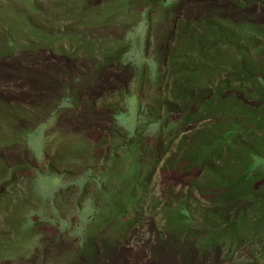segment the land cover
Masks as SVG:
<instances>
[{
  "label": "rangeland",
  "instance_id": "rangeland-1",
  "mask_svg": "<svg viewBox=\"0 0 264 264\" xmlns=\"http://www.w3.org/2000/svg\"><path fill=\"white\" fill-rule=\"evenodd\" d=\"M209 19L224 32L202 45L210 59ZM263 32L264 0H0V264H264V205L232 231L212 201L216 175L264 171L263 97L228 92L246 111L174 121L190 70L207 62L194 85L212 89L238 48L264 63ZM234 127L236 151L185 169Z\"/></svg>",
  "mask_w": 264,
  "mask_h": 264
},
{
  "label": "trees",
  "instance_id": "trees-1",
  "mask_svg": "<svg viewBox=\"0 0 264 264\" xmlns=\"http://www.w3.org/2000/svg\"><path fill=\"white\" fill-rule=\"evenodd\" d=\"M230 1L240 8H245L250 5V0ZM211 21L214 22L209 19L206 25L208 26L205 29L207 35L206 40L199 38V42H197L198 46L201 48H198L199 54L203 55L206 53L208 59L212 56L211 52H213L214 45L206 47L204 50L202 45H204V43H209L211 40L217 41L218 39L223 38L222 35L224 34L220 28L221 25L219 23L211 24ZM232 25L234 26L235 24ZM228 27L229 25L225 27V32H227ZM241 37L244 40L247 35L242 33ZM249 38L251 39L247 42L250 43L254 41L257 43L255 37ZM262 38L263 41L260 42L259 47L254 45L256 52H259L264 48V32ZM205 46L206 44L204 47ZM238 49L239 51L235 57L236 61L233 64L236 67L235 76H227L226 80L212 89L198 88V86L195 87L196 85H194L196 80L205 78L204 75L206 73H209L210 75V68L207 62L203 61L195 70H190V90L183 91L177 96V100H179L184 106L188 105L190 110L186 109L180 118L174 120L175 122L180 121L182 124L186 125L191 122L195 123L207 120L218 114L224 113L229 109H235V113L246 111L244 106L234 108V106H232L233 102L230 103L229 101L223 100V95L228 92H232V94L234 92L235 95L237 92L247 93L250 92V90H256L264 99V63L252 62L242 50V47ZM178 73H182V71H179ZM233 111L234 110H232L231 113H233ZM250 117H252L253 129L260 130L264 128V116L251 114ZM241 133H245L241 130V127L229 128L221 131L218 136L211 137L206 141L207 143L204 142L205 144L203 145H198V147L195 148L190 147V155L185 158V169H190V173L196 170L201 172L202 170L210 169V164L215 162L214 157H220L221 150L227 149L232 152L236 151V141ZM133 136L135 135L133 134ZM132 137H130L129 140L130 146L135 144ZM244 152L249 159L260 155L253 148H249V150H245ZM215 182L217 183L216 185L218 189L216 194H214L212 201L215 204L222 205L223 211L220 215L222 219L221 222L226 224L229 229H233L232 231H234L235 228L240 224H243L248 216L253 213L257 216L260 215L264 202H262L263 204L251 205L244 201L250 198L264 199V171L260 172V170H257L250 172V167L247 166L244 169V172L239 176L235 174L228 175L226 173L219 176L216 175ZM200 186H198V189L203 191ZM224 231L226 232V230H223V232ZM240 234L241 232L239 231L237 234L233 235L240 236ZM217 235L214 232V235L210 236L209 240H206L205 245H209L208 247L217 246L222 237ZM233 235L230 237L232 238L231 243L239 240V238L237 239ZM191 240H193V238ZM198 241L199 240H194V243H197Z\"/></svg>",
  "mask_w": 264,
  "mask_h": 264
}]
</instances>
